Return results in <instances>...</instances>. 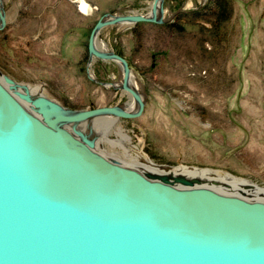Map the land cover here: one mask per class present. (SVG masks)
<instances>
[{"label":"rangeland","instance_id":"1","mask_svg":"<svg viewBox=\"0 0 264 264\" xmlns=\"http://www.w3.org/2000/svg\"><path fill=\"white\" fill-rule=\"evenodd\" d=\"M151 3L0 0V74L71 110L134 111L120 63L90 57L86 42L101 15H151ZM95 40L127 61L143 109L65 127L143 173L139 159H149L264 188V0H162L157 22L105 25Z\"/></svg>","mask_w":264,"mask_h":264},{"label":"water","instance_id":"2","mask_svg":"<svg viewBox=\"0 0 264 264\" xmlns=\"http://www.w3.org/2000/svg\"><path fill=\"white\" fill-rule=\"evenodd\" d=\"M161 2L151 15L103 14L87 36L90 57L120 63L134 111L71 110L37 96L34 114L0 82V264H264V200L148 176L63 126L141 113L127 61L95 38L105 25L157 22Z\"/></svg>","mask_w":264,"mask_h":264},{"label":"bare ground","instance_id":"3","mask_svg":"<svg viewBox=\"0 0 264 264\" xmlns=\"http://www.w3.org/2000/svg\"><path fill=\"white\" fill-rule=\"evenodd\" d=\"M158 4L159 3L156 2V5H155L156 15H157V11H158ZM82 7L85 9V11H88L87 6L82 5ZM123 23H130V22H123ZM130 75L131 74L129 72L128 78H127L128 88H131V86L129 84ZM0 82L4 85V87L7 89V91L14 98L19 99L20 102L22 101L25 104L24 105L21 102L26 109H28L31 113L37 114L36 108L32 105V100L37 96L28 97L27 100L23 99L21 97V94H27L26 93L27 89L23 88V87H18L13 82L10 83V82L6 81V77H4L1 74H0ZM33 90L31 89V91H33ZM133 90L135 91V89H133ZM39 92H40V88L37 90V93L40 95ZM136 94H137V92H136ZM133 106L134 105H132L131 107L133 108ZM107 115H110V114H107ZM107 115H104V116H107ZM110 116L116 117L114 115H110ZM79 123H83V122H79ZM79 123H76V124H79ZM63 124H66V123H63ZM67 124H72V123H67ZM120 134L122 135V133H120ZM86 142H87V140H86ZM87 144H88V146H90L88 142H87ZM90 147L93 148V146H90ZM139 164H140L141 168L144 170V172H145L144 174L151 176V177H154V178H166L168 180L180 182V183L185 182L184 178L188 179L189 182H192V183H194V181L197 180L199 182H207L210 185V187L213 188L214 190H219V191H223L226 193H237L238 192V193H242L244 196H248V197H251L253 199L264 200V188H260L257 185L252 184L246 180H240V179H237V178L232 177V176H224V177H221L219 175L218 176L217 175L211 176L212 174L210 172H206L204 170L188 169V168H183V167L170 168L167 166H158V165H155L153 162H151L149 159H142V160L139 159Z\"/></svg>","mask_w":264,"mask_h":264}]
</instances>
